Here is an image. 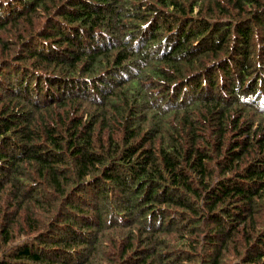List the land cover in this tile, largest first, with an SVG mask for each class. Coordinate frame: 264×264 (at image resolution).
Wrapping results in <instances>:
<instances>
[{"label": "trees", "instance_id": "16d2710c", "mask_svg": "<svg viewBox=\"0 0 264 264\" xmlns=\"http://www.w3.org/2000/svg\"><path fill=\"white\" fill-rule=\"evenodd\" d=\"M0 264H264V0H0Z\"/></svg>", "mask_w": 264, "mask_h": 264}, {"label": "bare ground", "instance_id": "6f19581e", "mask_svg": "<svg viewBox=\"0 0 264 264\" xmlns=\"http://www.w3.org/2000/svg\"><path fill=\"white\" fill-rule=\"evenodd\" d=\"M38 18V17H37ZM37 22V21H36ZM259 192V191H258Z\"/></svg>", "mask_w": 264, "mask_h": 264}]
</instances>
